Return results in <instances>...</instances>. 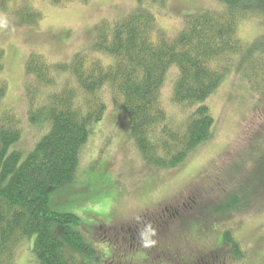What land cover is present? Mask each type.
<instances>
[{
    "label": "trees",
    "instance_id": "trees-1",
    "mask_svg": "<svg viewBox=\"0 0 264 264\" xmlns=\"http://www.w3.org/2000/svg\"><path fill=\"white\" fill-rule=\"evenodd\" d=\"M6 2L2 0V5ZM169 5L170 0H135V7L119 18L101 21L92 50L77 53L70 62L50 63L31 53L24 63L33 81L24 83L27 109L23 116L4 101L9 84L5 51L0 46V264H14L20 249L30 256L31 264L33 260L35 264H90L80 255L89 260L105 256L98 245L117 250L124 246L125 259L132 262L128 264H144L147 259L153 264L174 263L181 253L185 261L203 264L201 258L210 259L213 254L194 252L192 259L184 252H171L170 245L174 241L191 244L192 238L205 237L220 221L264 206V130H260L263 144L252 151V167L234 170L241 176L223 172L228 167L219 168L208 183L200 185L195 180L194 190L186 197L182 194L183 200L180 195L171 198L159 217L144 213L139 220L119 224L128 230L135 223L151 229V234L144 232L147 239L143 228L136 236L138 241L123 235L127 244L122 237L112 243L118 226L102 223L85 228L78 214L56 209V194L77 179L80 149L90 127L104 119L110 106L115 116L125 113L129 117L131 136L142 158L153 167L171 168L184 163L212 138L215 119L205 101L226 76H241L260 102L264 101V0H214L211 6L194 7L183 15L174 34L159 23ZM39 14L32 5L23 4L14 22L35 25ZM251 19L261 29L246 41L239 26ZM174 67V103H200L179 120L163 102ZM29 128L38 134L26 143ZM197 219L200 224H187L188 236L180 234L185 226L174 234L175 224ZM143 220L151 221L145 226ZM228 227L214 242L219 256L242 263L248 251L236 229ZM131 246L132 251L127 249Z\"/></svg>",
    "mask_w": 264,
    "mask_h": 264
},
{
    "label": "rangeland",
    "instance_id": "rangeland-1",
    "mask_svg": "<svg viewBox=\"0 0 264 264\" xmlns=\"http://www.w3.org/2000/svg\"><path fill=\"white\" fill-rule=\"evenodd\" d=\"M20 1L7 0L5 5H2L0 0V46L5 51V77L9 84L4 101L6 105L14 106L21 116L27 109L24 86L32 80L25 71L24 63L31 53L38 54L50 63L70 62L77 53L92 50L97 36V25L101 21L112 22L135 7V0H61L57 3L53 0ZM213 2L214 0H170L169 8L166 9L168 12L159 17V23L167 32L174 34L181 27L184 14L194 10V7L211 6ZM23 4L32 5L39 11V20L35 25H20L14 22L16 11ZM260 29L259 23L251 19L241 23L239 33L244 40L251 41ZM172 70L170 80L163 90V102L168 113L179 120L194 111L200 103H174L172 80L177 68ZM258 96L250 91L241 76H226L220 87L205 101L215 119L212 138L194 153L191 152L184 163L171 168L153 167L142 158L131 136L129 117L125 113L115 116L116 111L110 106L104 119L90 127L88 140L80 149L77 179L74 184L62 188L56 194V209L78 214L85 228H94L95 225L104 223L120 226V229L121 226L125 227L119 225L120 223L139 220L144 213L159 217L171 198L182 194L186 197L189 190H194L195 180L201 183L200 185L206 184L214 171L215 175L218 174L219 168L228 167L230 170L223 168V172H232L233 176L236 175L234 170L237 172L239 169L251 168L254 160L250 158L254 153L252 151L263 144L259 131L264 130V101L260 102ZM29 132L26 135V143L33 138L34 133L36 136L38 134V131L31 128ZM237 176L241 175L235 177ZM228 183L229 186L232 185L230 181ZM206 193L205 197L208 195ZM211 193L216 195L215 190ZM184 195L180 200H183ZM152 211L155 213L152 214ZM150 221L144 225L148 226ZM191 223L196 226L201 222L197 219L187 221L186 225L177 223L173 227L174 234L181 226H185L180 234L188 236V230L185 228ZM226 226L236 229L235 234L248 251L247 259L241 261L242 263L225 260L219 256V247H216L217 243L214 242L218 233H222ZM143 228L136 229L137 235L142 229L143 234H151V229L144 226ZM161 229L169 231V227L165 229L162 226ZM211 230L213 231L205 237L192 238V241H189L191 244L172 239L175 243L170 245L169 250L173 253L184 252L186 257L192 259L196 257L194 252L200 255L213 254L210 259L208 256L205 260L201 258L203 264H263L264 206L257 211L237 214L231 217L230 221H220ZM126 231L127 229H124L121 233L125 235ZM121 233L118 234L119 239ZM144 235L147 239L148 235ZM175 236L168 235L170 238ZM135 239L139 240L136 235ZM109 247L114 248L112 245L96 246L98 250L102 248L106 253L110 252ZM129 248L127 249L131 250L133 246ZM24 251L18 250L14 264H31L28 263V260L31 261L30 256ZM165 253L167 259L169 255L167 251ZM86 257L80 255L84 262H97L96 258L89 260ZM212 257L216 258L211 259ZM183 261L185 264H192V260L187 262L182 258V253L174 263L167 262L177 264L176 262ZM142 262L153 264L149 259ZM32 263L35 264L34 260Z\"/></svg>",
    "mask_w": 264,
    "mask_h": 264
},
{
    "label": "flooded vegetation",
    "instance_id": "flooded-vegetation-1",
    "mask_svg": "<svg viewBox=\"0 0 264 264\" xmlns=\"http://www.w3.org/2000/svg\"><path fill=\"white\" fill-rule=\"evenodd\" d=\"M143 223H146V220H143ZM120 227V226H119ZM114 228V231L116 232L114 239H111V242L114 243V241L119 240L118 238V234H120L124 229H126V227L121 226V228ZM139 224H131V226H129V230L127 229L125 235L130 236V237H135V235L137 234V228H139ZM124 233H121V237L124 240V243L126 244V240L127 238L125 236H123ZM136 236H140V235H136ZM133 237V238H134ZM135 239V238H134ZM119 243V242H116ZM124 243H121V247L123 246ZM114 251H110V253L105 254V256H99L98 258L95 259V261L97 260V262L95 264H128V263H132V262H127V260L125 259V257L127 256L126 253L123 252V248H120V250H117L115 248H113Z\"/></svg>",
    "mask_w": 264,
    "mask_h": 264
}]
</instances>
